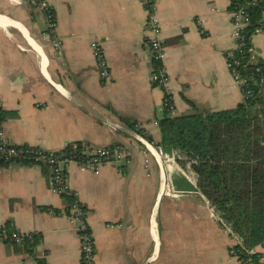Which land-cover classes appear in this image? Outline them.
Listing matches in <instances>:
<instances>
[{
	"label": "crops",
	"instance_id": "0c3cea01",
	"mask_svg": "<svg viewBox=\"0 0 264 264\" xmlns=\"http://www.w3.org/2000/svg\"><path fill=\"white\" fill-rule=\"evenodd\" d=\"M48 2L53 31L36 5L0 0L2 130L14 144L47 150L82 140L127 147L122 171L66 166L67 184L87 211L94 264H239L229 252L235 239L173 151L165 148L170 172L157 153L163 92L150 80L140 0ZM228 8L229 0H155L174 115L243 101L225 59L234 28ZM93 41L109 79L99 76ZM251 44L264 62V13ZM49 172L0 163V224L39 234L29 246L0 241V264H81L77 222L63 213L67 199L52 191Z\"/></svg>",
	"mask_w": 264,
	"mask_h": 264
},
{
	"label": "trees",
	"instance_id": "16d2710c",
	"mask_svg": "<svg viewBox=\"0 0 264 264\" xmlns=\"http://www.w3.org/2000/svg\"><path fill=\"white\" fill-rule=\"evenodd\" d=\"M240 8L248 13L249 22L243 30L245 43L231 58L237 60L250 95L232 108L164 114L158 120V145L173 151L175 162L205 196L221 225L230 229L231 236L241 238V245L234 249L260 264L259 254H248L246 249L264 243V90L258 84L264 62L250 60L247 48L255 30L263 25L264 0H229L231 12ZM79 146L77 141L73 149ZM70 150L68 145L61 151ZM0 163L10 162L0 159ZM168 165L173 166L170 154ZM42 168L50 170L45 164ZM38 239L18 245H33Z\"/></svg>",
	"mask_w": 264,
	"mask_h": 264
},
{
	"label": "built area",
	"instance_id": "2783aa9c",
	"mask_svg": "<svg viewBox=\"0 0 264 264\" xmlns=\"http://www.w3.org/2000/svg\"><path fill=\"white\" fill-rule=\"evenodd\" d=\"M32 5H36L41 9L47 18L48 26L51 31L55 27V17L48 0H27ZM144 12V29L146 33L145 45L150 61V80L154 86L160 88L163 92V100L160 111L162 115H174V102L172 99V88L170 85V77L166 70L164 59L166 56V45L161 38V24L155 10V0H140ZM234 28L231 34L232 46L225 52L227 68L233 77V80L239 87L243 98L250 95L247 89L246 78L242 77L238 70V62L231 57L234 50L240 48L245 43L244 28L247 26L249 19L248 13L240 8L233 12ZM260 28H257V32ZM57 40L53 38V42ZM93 57L98 66V73L101 79H109L110 69L108 62L104 56L103 50L99 43L93 41L91 43ZM250 54V60H257V53L251 42L247 48ZM260 90H264V74L258 80ZM157 153L165 163L168 172L169 154L162 146H157ZM128 149L123 144L112 145H93L87 141H81L78 148H74L67 152L61 150H47L38 146L19 145L10 142L4 135L2 130V110L0 106V159L10 163L21 165H34L41 167L47 165L49 167L48 182L53 192L69 199L66 209L63 212L74 222H77L76 230L81 243V264H94L93 258L95 247L92 233L86 221L87 211L85 206L77 199L75 192L69 188L67 184L66 166L70 162L76 163L80 168L99 173L100 167L103 165H111L119 171L123 169V163L127 162ZM174 157V155H173ZM172 159V155H171ZM224 227V226H223ZM229 233L230 229L224 227ZM39 236L38 232H23L17 229H11L7 224H0V241L9 244H21L26 241L32 242ZM235 243L230 247L229 252L237 258L239 264H254L251 258L242 257L234 245H241V238L233 236ZM259 249H246L248 254L257 252L259 254L258 262L264 264V243L258 245Z\"/></svg>",
	"mask_w": 264,
	"mask_h": 264
},
{
	"label": "water",
	"instance_id": "95a60500",
	"mask_svg": "<svg viewBox=\"0 0 264 264\" xmlns=\"http://www.w3.org/2000/svg\"><path fill=\"white\" fill-rule=\"evenodd\" d=\"M138 137V136H137ZM140 140H143L142 138H139Z\"/></svg>",
	"mask_w": 264,
	"mask_h": 264
}]
</instances>
